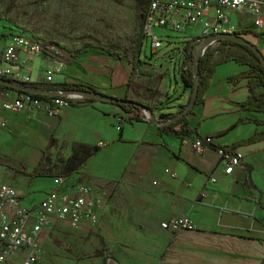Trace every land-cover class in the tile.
<instances>
[{
    "label": "crops",
    "instance_id": "crops-1",
    "mask_svg": "<svg viewBox=\"0 0 264 264\" xmlns=\"http://www.w3.org/2000/svg\"><path fill=\"white\" fill-rule=\"evenodd\" d=\"M229 14L235 31L257 30L254 21L258 17L264 21V9L260 15L249 11ZM214 16L211 12L206 18L213 20ZM164 31L173 32L169 28ZM261 31H264V22ZM192 33V30L186 31L187 42L193 38ZM243 36L264 48V41L253 34ZM12 37L11 34L8 40L0 39V53ZM140 44L143 50L141 41ZM174 56L175 53L167 54L171 60ZM116 60L95 51L70 55L62 47V54L57 58H32V79L43 81L46 65L61 63L63 74L56 76V82L95 84L112 97L128 96L129 100L144 101L157 107L155 115L159 118L164 114H177L188 104L190 98L186 103L171 102L166 70L145 62L141 56L133 63ZM231 62L235 61L228 63ZM218 68L204 102L195 109L194 118L188 116L193 132L187 139L162 132L153 122L129 121L133 113H127L112 102H88L80 94L73 97L80 101V106L61 109L57 116H48L44 111L31 116L36 125L53 131L49 141L57 153L61 150L66 153H63L67 156L66 166L80 146L89 150L100 147L79 170L85 178L78 176L77 171L67 175L64 190L76 182L93 184L94 192L103 191L102 204L97 208L101 214L113 206L140 218L135 231L143 241L132 249L127 241L112 240L117 253L107 260L108 264H264V140L235 150L242 155L243 165L237 166L232 174L224 171L222 153L216 149V146L232 145L263 131L264 113L242 105L252 93L249 79H231L247 72L248 67L226 75L217 74ZM156 76L158 79L154 82ZM149 87L153 88L155 98L145 100L143 92ZM25 115L28 114L2 113L8 124L10 120L24 124ZM181 128L182 125L176 127ZM205 135L215 137V142L197 154L194 141ZM6 140L3 133L0 144ZM92 160L96 166L107 164L114 175L111 180L101 175L98 166L94 173L86 169ZM213 178L217 180L212 182ZM58 182L53 179L49 191ZM49 191L41 199L29 202L26 194L19 193L23 205L33 208ZM99 217L101 219V215ZM181 217H188L193 227L178 231L163 228L164 222ZM70 228L57 223L54 230L70 231Z\"/></svg>",
    "mask_w": 264,
    "mask_h": 264
},
{
    "label": "rangeland",
    "instance_id": "rangeland-1",
    "mask_svg": "<svg viewBox=\"0 0 264 264\" xmlns=\"http://www.w3.org/2000/svg\"><path fill=\"white\" fill-rule=\"evenodd\" d=\"M143 18V8L138 0H0V39L8 40L15 25L18 30L34 35L40 41L61 45L70 55L79 49L102 55L112 52L120 56L121 60L131 63L141 56L145 62L167 71L171 102L186 103L191 90L184 84L180 67L184 61L183 51L188 34L167 31L161 36L164 41L162 49L153 53L151 42L145 40L141 50ZM156 32L162 34L160 28ZM258 48L264 53L262 46L258 45ZM173 50L175 58L168 59L167 54ZM244 68L246 66L240 63L231 62L220 65L217 74L226 75ZM3 91L5 89L0 90ZM143 95L145 100L155 98L150 87ZM2 97L5 96L0 93ZM188 116L194 118L195 113H189ZM25 117L24 124L10 120L5 128L0 127V136L3 133L7 136V140L0 144V183L12 185L18 192L26 194V201L29 202L41 199L49 191L53 179H68V167L67 156L63 155L62 150L57 153L49 141L53 131L36 125L31 115ZM71 162L77 163L73 160L69 164ZM97 166L101 175L111 180L114 175L107 164ZM97 166L92 160L86 169L94 173ZM23 170H37L42 175L29 176ZM93 173H89V176H94ZM78 174L84 176L81 171ZM93 190L96 191L94 186ZM96 213V222L87 221L77 229H57L44 235L39 264H108L107 260L117 253L112 240L127 241L132 249L143 241L135 231L140 218L130 211L112 206L104 214L100 213V209H96ZM99 252L103 255L99 256Z\"/></svg>",
    "mask_w": 264,
    "mask_h": 264
},
{
    "label": "built area",
    "instance_id": "built-area-1",
    "mask_svg": "<svg viewBox=\"0 0 264 264\" xmlns=\"http://www.w3.org/2000/svg\"><path fill=\"white\" fill-rule=\"evenodd\" d=\"M263 9L264 0H152L143 20L140 41L142 46L145 40L151 42L154 53L164 47L161 36L166 34L164 30L167 28L173 32H186L193 28V38L200 41L208 35L233 34L236 31L230 23V12L249 11L260 15ZM211 12L215 15L213 20L206 18ZM263 22L259 17L254 21L259 32ZM157 28L161 29V35L156 32ZM12 36L9 45L0 53V78L30 85L36 82L32 79V58L43 56L54 59L62 54L61 45L40 41L30 34H18L15 30ZM217 41L212 40L215 44ZM174 53V50L170 52L171 55ZM44 72L45 78L39 83H55L56 76L63 74V65L47 64ZM0 93L5 96L0 98V127L3 128L8 125L3 112L34 116L44 111L48 116H57L61 109L72 106L71 99L75 100L74 96L65 99L60 95L41 99L31 92L16 89H5ZM214 142L213 136L199 137L194 141V150L201 154ZM219 151L227 174H232L237 166L243 165L242 155L237 151L232 154L222 149ZM216 180L213 178L211 181ZM63 184L64 180L60 179L33 208L23 205L21 194L12 185L0 184V264H38L43 251V236L49 235L57 223L77 229L83 222L97 221L96 209L102 204L103 191L94 192L91 185L77 182L64 190ZM162 226L178 231L192 228L193 222L188 217H181L164 222Z\"/></svg>",
    "mask_w": 264,
    "mask_h": 264
},
{
    "label": "trees",
    "instance_id": "trees-1",
    "mask_svg": "<svg viewBox=\"0 0 264 264\" xmlns=\"http://www.w3.org/2000/svg\"><path fill=\"white\" fill-rule=\"evenodd\" d=\"M141 7L143 8L144 18L146 15V11L149 7V4L152 0H138ZM143 18V20H144ZM14 30L18 31V34H28L24 30H18L16 26H14ZM235 33L237 34H253L254 36L258 37L259 39L264 41V31L258 32L254 29H247V30H238ZM34 36V35H33ZM35 37V36H34ZM218 44L216 45L214 42L207 41L202 43L197 38H192L190 41L187 42L183 55L184 61L181 67L182 77L184 80L185 86L191 89L190 99L194 97V89L195 84H197V79H199L198 84V92L196 94V100L194 104V108L191 109L187 115L182 116L177 121L169 122L174 116L179 115L186 106H183L182 109L177 114H173L168 116L167 114L161 115L158 118L159 122L165 123L160 127V131L165 132L167 134L175 135V137L181 139H187L191 133L193 132L189 127V113H195V109L205 100V94L207 89L213 83L214 76L216 74L217 68L219 65L223 63H228L230 61H235L240 63L242 66L248 67L247 72L243 74H236L231 77L234 80H243L248 78V87L252 91L251 96L248 100L242 103L243 106L249 108L250 110H254L256 112L264 113V64L262 59L258 56V54L249 46L243 45L242 43L228 41L226 39H220L217 41ZM228 46H232L231 49H227ZM238 46V47H236ZM236 47V48H235ZM88 49H79L74 53V55L79 54L83 55L87 52ZM219 54V55H218ZM110 56H113L115 59H122L118 55H114L112 52L109 53ZM197 64V73L193 71V68ZM32 87L35 88H46L48 91H55L58 89H62L64 91H78V92H85V93H96V94H106L100 90L95 84L89 83H80V82H70V81H60L51 84H41L39 82L30 83ZM261 89L260 91H256L257 89ZM1 89H12L5 85L0 84ZM36 98L41 99H49L50 96L47 94L39 95V94H32ZM79 95V93H72V94H63L65 99ZM85 100L88 102H94L97 100L92 97L84 96ZM118 102L112 103L122 107L127 113H133V116L130 117L129 121H143V123H152V119L157 117L156 114V106L148 105L144 103V101L134 100L133 103H128L126 101H131L128 99V96L118 98L116 97ZM72 106H80V101H76L71 99ZM178 125H182L181 129H176ZM264 140V130L258 131L254 134H251L249 137L237 141L236 143L228 146H216L218 151L222 149L227 153H234L235 150L243 145L252 143V142H259ZM100 151V147H96L93 149H86L83 146H80L75 150V155L73 160L77 163L71 164L68 163V175H72L76 171L78 172L84 164L90 160L91 156L95 155L97 152ZM71 160V161H73ZM23 172L27 173L29 176H37L42 175L37 170L33 172H29V170H23Z\"/></svg>",
    "mask_w": 264,
    "mask_h": 264
},
{
    "label": "water",
    "instance_id": "water-1",
    "mask_svg": "<svg viewBox=\"0 0 264 264\" xmlns=\"http://www.w3.org/2000/svg\"><path fill=\"white\" fill-rule=\"evenodd\" d=\"M220 39H226L228 41L242 43L243 45L249 46L250 48H252L258 54V56L262 59V62L264 64V53H263V51L258 48L257 44H255L252 41L246 39L244 36H242V34H237V33H233V34L219 33V34H215V35H211V36L208 35V36L202 37L201 42L205 43L207 41L211 42L212 40H220ZM197 68H198V66L196 64L195 67L193 68V71L195 73H197ZM0 84L5 85V86H7L9 88H12V89H16L18 91L31 92L32 94H39V95L47 94L48 96H55V95H63V94L65 95V94L79 93L83 97L84 96L92 97V98L96 99L97 101H102V102L116 103V102L120 101L116 97H112V95H108V94H96V93H85V92H81L80 93L78 91H64L62 89H58V90H55V91H48L46 88H35V87H32V85L19 84V83H16L14 81L3 79V78H0ZM198 84H199V79H197V84H195L193 99L190 100V102L188 103L186 108L183 110V112H181L179 115H176V117L174 116L169 122L177 121L182 116L187 115V113L191 109L194 108V104H195V100H196V94L198 92ZM133 101L134 100L126 101V102L133 103ZM158 118L159 117H154L152 119L153 123H156L159 126L164 125L165 123L159 122Z\"/></svg>",
    "mask_w": 264,
    "mask_h": 264
}]
</instances>
